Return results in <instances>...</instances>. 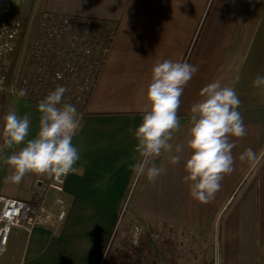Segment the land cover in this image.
<instances>
[{"label": "crops", "instance_id": "crops-1", "mask_svg": "<svg viewBox=\"0 0 264 264\" xmlns=\"http://www.w3.org/2000/svg\"><path fill=\"white\" fill-rule=\"evenodd\" d=\"M32 2L50 14L117 22L118 30L73 137L80 159L61 194L67 214L52 226L14 228L1 264H117L130 249L120 247L121 235L113 249L110 242L134 180L130 205L147 224L157 220L208 236L216 264H264V87L253 86L258 75L264 76V0H17L13 11L23 14ZM166 59L187 62L198 71L181 96V127L170 141L172 154L176 145L184 146L181 160L170 164L167 152L155 158L153 163L166 171L153 183L137 178L130 165L140 159L134 130L150 107L153 67ZM216 79L235 88L247 135L233 138L234 171L221 181L214 200L203 204L183 181L191 155L190 108ZM1 96L6 102L0 130L4 116L15 111L31 121L26 141L34 138L41 116L38 102L0 90ZM23 146L9 149L2 141L0 192L30 200L44 193L52 175L30 173L19 184L5 183L12 169L4 159ZM248 148L260 157L255 167L239 159ZM153 206L163 207V213L154 214ZM149 259L153 264V250ZM131 260L128 256L123 264Z\"/></svg>", "mask_w": 264, "mask_h": 264}, {"label": "clouds", "instance_id": "clouds-1", "mask_svg": "<svg viewBox=\"0 0 264 264\" xmlns=\"http://www.w3.org/2000/svg\"><path fill=\"white\" fill-rule=\"evenodd\" d=\"M197 71L192 64L169 59L154 65L147 88L150 107L143 110L142 122L134 130L138 142L135 152L140 159L130 167L137 178L144 176L154 183L166 171L153 163L162 153L169 154L170 164L180 162L184 146L176 145V154H172L174 146L170 141L173 132L181 127L178 117L181 96ZM57 78H62V74L57 73ZM253 86L264 87V76L258 75ZM66 91V87L59 86L38 103L41 116L38 132L32 139L26 141L31 126L27 115L21 118L15 111H9L4 116L2 136L5 146L12 149L24 145L4 159L12 169L5 177V183L19 184L30 173L59 176L74 171L80 155L72 141L81 122L76 107L63 100ZM19 94L26 96L27 90L21 89ZM200 96L202 99L190 108L187 147L191 155L185 163L183 181L189 184L193 199L207 204L221 190L224 177L234 171L232 150L236 143L233 138L246 136L247 127L238 111L241 101L234 87L222 85L216 79L201 89ZM260 155L264 156V152ZM259 158L251 148L239 157L251 167L257 165Z\"/></svg>", "mask_w": 264, "mask_h": 264}, {"label": "built area", "instance_id": "built-area-1", "mask_svg": "<svg viewBox=\"0 0 264 264\" xmlns=\"http://www.w3.org/2000/svg\"><path fill=\"white\" fill-rule=\"evenodd\" d=\"M16 1L0 0V90L9 97L19 95L39 103L51 91L64 86L67 88L64 102L75 106L81 115L110 52L118 23L43 12L39 31L30 41L31 30H25V21L13 11ZM20 43L25 50L8 81ZM57 73L62 78L58 79ZM21 89L27 90L26 96L19 94ZM74 171L53 174L44 193L30 200L0 192V264L14 228L52 226L64 220L67 206L61 194L67 176ZM136 184L134 180L129 187L126 202L130 201ZM136 229L138 232V225Z\"/></svg>", "mask_w": 264, "mask_h": 264}, {"label": "rangeland", "instance_id": "rangeland-1", "mask_svg": "<svg viewBox=\"0 0 264 264\" xmlns=\"http://www.w3.org/2000/svg\"><path fill=\"white\" fill-rule=\"evenodd\" d=\"M41 11L43 10L37 9V6H34L33 2L23 14L19 12V15L17 14L18 12L14 11L25 21V30H31L30 41H33L34 35L39 31L42 16H40L39 23L37 20ZM24 46L20 43L15 66H18L20 63L21 56L25 50ZM27 56L26 54V59ZM127 194H129L128 191ZM126 198L127 196L119 207V218L110 245L112 249L115 245L117 246L116 243L121 235L123 238L120 247L130 249V252L121 254L116 260L117 264L126 262L125 260L128 256L132 259L130 261L131 264H150L149 254L151 250L154 253L153 264H216L215 247L211 238L208 236L200 237L187 229V227L163 225L162 223H158L157 220H154L152 223L149 222L148 225L147 222L136 215L132 209L133 207L130 205L131 201L126 202ZM51 201L55 203L52 196ZM150 209H152L154 214L163 213V207L153 206ZM137 225L139 226L138 232L136 229ZM151 226H154V231L151 229Z\"/></svg>", "mask_w": 264, "mask_h": 264}, {"label": "trees", "instance_id": "trees-1", "mask_svg": "<svg viewBox=\"0 0 264 264\" xmlns=\"http://www.w3.org/2000/svg\"><path fill=\"white\" fill-rule=\"evenodd\" d=\"M44 11V10H43ZM43 11H41V13L39 14V18H38V23L40 21V16H42L43 14ZM17 55L18 53L15 54L14 58H13V61L11 63V66H10V69H9V74H8V81L10 80L11 76H12V72H13V69H14V65H15V61H16V58H17ZM5 98L3 96L0 97V104L2 106L1 108V112H0V123H1V118H2V111H3V105L5 104ZM3 126H4V121H3V125H2V129H3ZM2 129H1V137H0V141L2 143V141L4 140L3 139V136H2Z\"/></svg>", "mask_w": 264, "mask_h": 264}]
</instances>
